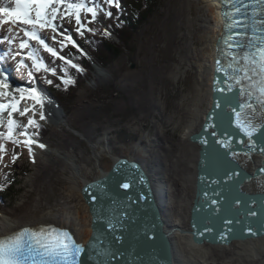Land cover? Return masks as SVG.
<instances>
[{"label": "rangeland", "instance_id": "1", "mask_svg": "<svg viewBox=\"0 0 264 264\" xmlns=\"http://www.w3.org/2000/svg\"><path fill=\"white\" fill-rule=\"evenodd\" d=\"M128 1L119 0L120 8ZM98 2L112 16L100 12V20L87 23L90 14H82L86 28L113 22L111 18L116 11L109 9L105 0ZM203 7L201 0H159L150 19L120 35L126 43L108 34L109 41L120 47L119 56L109 59L104 67L90 64L89 76L81 77L77 86L74 80L73 90L62 95L56 104L61 119L46 116L40 120L39 112L35 113L33 118L47 128V135L42 140L37 137L40 140L31 146L32 155L23 144L0 141L5 149L0 153V181L16 182L12 197L1 199L0 223L12 219L22 223L67 217L77 229H88L90 224L84 218V211L88 217L89 213L81 193L69 187L76 182L82 186L101 176L118 157L140 160L149 171L162 173L173 199L168 211L170 218L177 217L178 202L189 195L181 186L191 170L187 161L192 159L194 151L185 144V132L192 120L191 111L199 106L194 101L199 70L193 54L201 48L202 24L197 20L205 10ZM71 22L65 23L67 32L63 33L76 32L75 20ZM46 40L53 42L49 36ZM65 50L66 47L62 52ZM49 64L58 75L56 63ZM56 75L47 73L45 80L52 77L56 82ZM60 86H63L61 81ZM29 116L31 112L26 114ZM28 131L35 133L31 128ZM1 132H5L4 126ZM17 139L23 141L24 137ZM39 144L45 147L40 148ZM14 152L18 158L13 163ZM173 182L180 186L173 187ZM259 249L264 250V245ZM261 254L260 259L250 257L245 264H264V253ZM183 261L186 263L187 259ZM179 263L183 264L180 260Z\"/></svg>", "mask_w": 264, "mask_h": 264}, {"label": "water", "instance_id": "2", "mask_svg": "<svg viewBox=\"0 0 264 264\" xmlns=\"http://www.w3.org/2000/svg\"><path fill=\"white\" fill-rule=\"evenodd\" d=\"M237 3L230 2L233 6ZM236 29L230 28L228 36L237 33ZM224 37L215 46L222 68L229 59L225 54L237 51L227 47ZM216 67L210 109L188 139L199 150L195 195L185 231L165 221L163 213L169 211H165L166 187L163 185L164 192L156 195V184L140 160L118 157L107 172L82 185L80 193L91 219V234L85 245L110 248L116 254L110 264H178L171 239L175 231L188 233L192 243L199 246H227L264 236V131L255 135V147L249 148L248 137L234 121L233 110L241 98L235 89L228 90L232 82ZM226 136L231 140L228 151L216 142ZM123 183L130 187H120ZM82 264H96V257L89 260L85 253Z\"/></svg>", "mask_w": 264, "mask_h": 264}, {"label": "snow or ice", "instance_id": "3", "mask_svg": "<svg viewBox=\"0 0 264 264\" xmlns=\"http://www.w3.org/2000/svg\"><path fill=\"white\" fill-rule=\"evenodd\" d=\"M255 4L264 6V0H254ZM107 5L120 8L119 0H105ZM14 6L0 3V27L12 25L6 29L7 35L0 39V43H7L9 46L7 52L0 54V64L12 52V44L19 39V49H28L27 59L31 60V70L28 72V82L35 85V72H51L56 75L55 68H49L43 58L39 55V49L31 47V41H35L40 48L49 53L54 59L62 61L60 77L61 83L65 86L74 83L73 79L68 76V68L71 67L78 72L83 69L72 59L60 55L68 45L76 48L79 45L73 40L71 35L61 33L59 28L67 20H75V31L83 35L84 31L94 32L92 28H86L85 22H82V14L91 16L87 23L97 21L98 13L103 12L107 17L112 16L111 11L104 12L96 0H11ZM91 5V6H90ZM235 13H240L241 9L236 7ZM264 13V7H261ZM224 15H227L226 13ZM240 22L233 20L232 24L226 25L227 28L237 26ZM244 32L230 34L226 38V44L229 49H236V52L226 53L229 57L225 67H221V61L217 60L216 71H223L227 80L231 81L228 90L234 89L238 92L240 102L234 109V121L237 129L248 137V147H255L254 137L258 132L264 131V19L253 20L252 34L249 35L247 25L244 26ZM51 31V39L54 44H59L60 49L50 46L46 38L41 36L42 32ZM67 32V29H65ZM20 33L24 38L20 37ZM108 35V32L104 33ZM57 36L62 37L57 39ZM238 37H243L247 43L239 42ZM242 50V51H240ZM83 55L84 53L81 52ZM19 52L12 54L15 60ZM25 66L22 58L16 65L17 71ZM8 69H0V99H7V102H0V125L4 126L7 131L0 132V141H11L14 145L23 144L28 147L29 155H32V145L37 143L32 137L36 133H29L28 129L40 128V125L33 118L35 116V106H40V120L46 119L44 112L45 100L41 91L36 86L16 87L9 91V73ZM51 84V80H46ZM19 93V97L14 95ZM30 99L34 103L31 107H25L22 110L19 104L22 100ZM7 113L5 120L3 114ZM29 112L27 124L21 125L14 119V113L24 117ZM259 118V122H257ZM19 130V131H18ZM212 135L216 133L213 131ZM17 136L24 137L21 141ZM226 151L231 149V140L226 136L216 141ZM40 148L45 145L39 144ZM4 144L0 142V153L4 152ZM233 156L236 153H231ZM18 158L14 152L12 155L13 163ZM120 187L128 189L130 185L123 183ZM3 186L0 185V190ZM215 203V201H214ZM112 228L113 225L109 224ZM250 231V230H249ZM223 238V236H222ZM119 240V237L116 238ZM87 253L89 260L96 257V264H110L116 254L110 248L96 249L78 243L71 232L61 227L53 225L25 226L17 231L7 235L0 236V264H82V256Z\"/></svg>", "mask_w": 264, "mask_h": 264}, {"label": "bare ground", "instance_id": "4", "mask_svg": "<svg viewBox=\"0 0 264 264\" xmlns=\"http://www.w3.org/2000/svg\"><path fill=\"white\" fill-rule=\"evenodd\" d=\"M97 2L98 1H96V3ZM201 2L204 5L203 8H205L203 14L200 15L199 19L197 20L199 23L202 24V27H201L202 38H200L201 48L198 50L197 54L196 52H195V55L193 54V58H195V60L198 61L197 68L199 70L198 71L199 81L197 83L198 92L196 94L194 101L199 106L198 108L195 109V111L192 110L193 113L191 111L192 120L187 126L186 132H185V136H187V139H186L187 141L185 144L189 149L192 150V152L194 151V154H192V159L190 161L189 160L187 161V163H189L188 164L189 168H191L189 175H187L188 178H183L181 176L183 178L182 180L183 184L181 187L182 188L185 187L186 195L189 194L188 197L190 198L188 199V197L184 196L185 199L182 197V199L178 202V206L176 207L180 208L179 209L180 211L177 210L179 214L177 212V215H176L177 217H175V219L170 218L169 212L163 213L164 214L163 217L167 223H169L172 226H176L178 230H184V231L188 228V222L190 218V208L193 203L194 195H195V180H196L195 168H196V164L198 160V150H199V146L197 144L190 143L188 139L192 133L196 132L200 128L202 124V118L205 116L207 111H209L210 106H211L210 98H211V92H212V88H211L212 72L214 70V65H215L214 63L215 44L221 34L220 16H219V11L217 10L216 4H215V0H201ZM101 18H102V14L98 13L97 20H100ZM67 22H68L67 20L63 22L62 27L59 28L60 32L63 33V31H65L66 29L65 23ZM68 23L71 24L72 22L71 23L68 22ZM52 35L53 34L51 33V31H45L41 33V36L44 38H46L47 36L52 37ZM21 38H24V37H21ZM46 42L50 46H53L58 50V46L56 44H54L53 42H50L49 40H46ZM39 55L43 58L45 64L49 67L50 61H48V59H46L42 54H39ZM15 81H18V80L15 79ZM10 85L16 88V85L14 83H10ZM41 93L44 96V100H45V105H44L45 116L50 117L53 120L61 119L62 118L61 111L59 107H57L53 99H51L49 95L45 94L44 91H41ZM0 102H7V99H0ZM35 109H36V113L40 112L39 105H36ZM3 116L6 120L7 117L4 114ZM14 119H16L18 122L20 121V117L18 113H14ZM1 129H2V125H0V131ZM39 137L42 140L46 136L45 137L39 136ZM40 138H37V139L40 140ZM252 160L255 161L254 159ZM253 161L252 163H254ZM176 163H178V161L174 162V165ZM146 171L148 175H150L152 183L156 184V188H157V189L155 188L156 195L162 194L161 191L164 192V190L162 189H164L163 185H165L166 193H167V200L165 203L166 207L165 206L164 207L166 208L165 211L166 210L168 211V209L170 210V204H171V201H173V199H171L170 197V192H169L171 190L170 186L166 183L165 178L162 176V173L160 172L158 173L156 170H154L153 172L152 169H150L149 171L148 168ZM155 172H157V176L155 175ZM187 182H190L191 184L188 186ZM80 186L81 185H78V183L76 182L73 184L72 187H69V190L77 191L79 193L82 187ZM178 186H180L179 183L173 182V187L176 188ZM245 186H247V184H245ZM81 208H82L81 210L84 211V208L83 207ZM87 211H88V207H87ZM84 215L83 216L86 222H89L90 224L91 222L90 214L88 217L86 216V213L84 211ZM41 224L43 225L50 224L56 227L68 228L72 231L75 240L78 243L83 244V245H85V243L87 242L91 234L90 225L88 229H81V228L77 229L76 225L72 222L70 218L48 217V218H43L39 221H26L22 223L18 221H14L13 219L6 220L0 223V236L7 235L25 226L35 227ZM171 239L173 241L174 253L176 255L178 264H182V263H179V260L182 261L183 264H190L191 262H196L197 264H245L247 263L248 258L250 259L251 257V259L254 260V257H256L258 260L260 259L259 256L262 255L261 253L262 252L264 253V250L259 249V246L261 244L264 245V236L261 238H256V239H251V240H246V241H234V242H231L230 245H227V246L209 245V244H204L202 246H199L197 244L192 243L190 235L188 233L183 234V233H179L178 231H175L174 233H172ZM186 251H187L186 255L183 254ZM228 251L232 254L227 255L229 253ZM183 258H185V260L187 259L186 263L183 261Z\"/></svg>", "mask_w": 264, "mask_h": 264}, {"label": "trees", "instance_id": "5", "mask_svg": "<svg viewBox=\"0 0 264 264\" xmlns=\"http://www.w3.org/2000/svg\"><path fill=\"white\" fill-rule=\"evenodd\" d=\"M159 0H129L126 4L125 10L118 11V13L112 18L109 25H106L107 29L101 27H94V32L87 33L83 41L80 43L82 49L92 58L96 65H101L104 67L108 60H113L119 56L121 49L118 46L113 45L105 35V32L112 34L115 38L120 39L126 43L125 39H122L120 35L123 33L130 32L131 29L135 30L139 24L144 23L147 19L152 17L154 10L157 8ZM130 36V35H129ZM128 37V36H127ZM129 40V39H128ZM67 57L72 59V61L78 64L85 74L89 76L91 66L87 58L82 55L77 49L69 48ZM62 65V64H61ZM64 75V73H62ZM68 76L75 80V86L81 78V75L74 69L68 68ZM63 84V83H62ZM74 88V83L65 86L57 87L55 95L61 98L62 95H69ZM54 93V92H53ZM40 136L45 137L47 131L45 129L39 128L37 130ZM16 182L11 183L9 186L3 187L0 190V196L12 197V189L15 187ZM11 189V190H10ZM9 192H11L9 194Z\"/></svg>", "mask_w": 264, "mask_h": 264}]
</instances>
